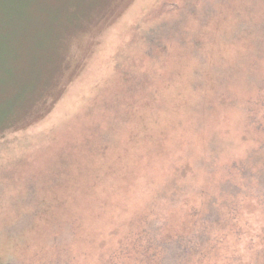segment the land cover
<instances>
[{"label":"clouds","instance_id":"obj_1","mask_svg":"<svg viewBox=\"0 0 264 264\" xmlns=\"http://www.w3.org/2000/svg\"><path fill=\"white\" fill-rule=\"evenodd\" d=\"M0 264H264V0H0Z\"/></svg>","mask_w":264,"mask_h":264}]
</instances>
